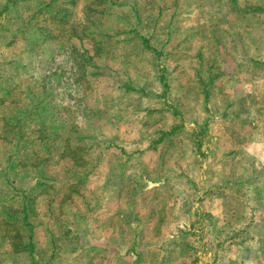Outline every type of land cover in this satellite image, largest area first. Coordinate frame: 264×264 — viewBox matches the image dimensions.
Segmentation results:
<instances>
[{
    "label": "rangeland",
    "instance_id": "1",
    "mask_svg": "<svg viewBox=\"0 0 264 264\" xmlns=\"http://www.w3.org/2000/svg\"><path fill=\"white\" fill-rule=\"evenodd\" d=\"M71 1L0 0V167L23 189L0 187V235L28 224L34 234L32 261L0 237V264H118L144 246L155 255L159 199L171 211L164 197L180 191L197 221L185 234L193 264H264V13L243 11L264 0ZM203 37L224 41L226 55L203 50L197 70ZM174 173L191 182L158 186ZM199 204L232 210L233 228Z\"/></svg>",
    "mask_w": 264,
    "mask_h": 264
},
{
    "label": "crops",
    "instance_id": "2",
    "mask_svg": "<svg viewBox=\"0 0 264 264\" xmlns=\"http://www.w3.org/2000/svg\"><path fill=\"white\" fill-rule=\"evenodd\" d=\"M236 24H238L239 27H242L241 24V18L238 17ZM234 25V24H233ZM238 32V33H237ZM237 32L234 33V36H239V39H243L242 36L240 35L241 33L237 30ZM256 32L259 33L258 37H262V27L258 25V27H256ZM257 43H255V47H257ZM263 45L262 44V40L259 43V47ZM226 70H220V73H225ZM210 81H208L207 83H209ZM209 86V85H208ZM226 111L225 109L222 110L221 114ZM255 116V115H254ZM255 119V118H253ZM226 134H228L226 132ZM241 136V135H240ZM240 136L238 138H240ZM242 137H244L242 135ZM207 152V151H206ZM207 156V154H206ZM181 173V172H180ZM182 175V174H181ZM179 174H173V175H169V176H163V177H159L157 184L158 186H163L164 184L168 186H176V188H178L179 186H183L185 185L184 183L191 182V179H184V178H179L178 177ZM179 178V179H178ZM187 200V202H190L189 200V196H186L182 191H180V193L178 192L177 194H172V195H168L166 197H164V202H171L174 203L173 206H170V208H174L171 211H167V208L169 207V205H167V203L161 205L160 203H162L161 201H163V199H159V205L158 208L161 211H158L156 213V215H154L153 217H155L154 223L149 227V234H148V238L152 239L153 241H155L156 243H158V250L156 251L155 255H152L149 252V249L145 246L141 249V252L137 254L132 253L130 249L132 248H125L123 249L124 253L123 255H118V264H193V262L190 260L191 257L189 258L188 255L189 253H187V250H189L188 247V240H186L185 234L186 232L190 229L193 228L195 225H197V221L194 222L193 220L189 221V219H185V215H186V209L184 208V202ZM121 201V200H120ZM118 201V203L120 202ZM260 202L262 201L259 200ZM177 204V205H176ZM160 206V207H159ZM196 206H198V204L196 203ZM210 206H212L210 208ZM205 207H208L207 205L201 206L199 204V208H200V216L202 217V215H205L209 220H213L216 219V217H221L222 220V225L223 228L225 227V229H229L233 228V227H227L224 225V219L223 216L226 215L227 212L229 211H225L223 210L221 213L220 211H218L219 213L216 212V209H213V205L209 204V208L207 209ZM156 207H153V209L150 207L148 210V213L145 211V214H147V218L148 220L150 219V213L153 215L154 210ZM197 208V207H195ZM159 213V215L157 216V214ZM216 214V215H214ZM149 215V216H148ZM132 216V213L129 215ZM226 218V217H225ZM243 217H241L238 221V223L240 224V222H243ZM229 221V219H226V222ZM144 224H149L150 222H143ZM165 223H168L165 227L163 226ZM229 224V222H228ZM208 225V224H205ZM204 225V226H205ZM230 226V225H229ZM222 228V229H223ZM211 229H214L212 227H210V231ZM240 230V229H239ZM165 231V233L163 232ZM132 235H138L140 234V231L138 230H133L131 231ZM188 234V233H187ZM216 236V235H213ZM135 238V237H134ZM210 240L209 237H206V242ZM212 240V239H211ZM210 240V242H211ZM116 250H119L118 247H116V245H114ZM239 243H233L231 249L235 250L236 248H239ZM117 252H115L114 254H116ZM140 254V255H139ZM116 256V255H115Z\"/></svg>",
    "mask_w": 264,
    "mask_h": 264
},
{
    "label": "trees",
    "instance_id": "3",
    "mask_svg": "<svg viewBox=\"0 0 264 264\" xmlns=\"http://www.w3.org/2000/svg\"><path fill=\"white\" fill-rule=\"evenodd\" d=\"M75 0H72L71 3H74ZM108 1V0H106ZM232 2H234L235 0H231ZM105 0H95L92 3L99 8H102L103 6H105L104 4ZM90 4L85 5L84 6V10L86 15H89V12H94L95 10L93 9L94 7H91V1L89 2ZM104 4L102 7H100V5ZM237 7V6H235ZM173 8H175V6H173ZM237 10V9H236ZM244 12L248 13V12H257L258 14H263L264 13V9L262 6L259 5H247L246 9H243ZM240 12V10H239ZM158 15V13H157ZM149 21H151L152 23V27H151V32H149L148 34H146V36H144L145 34L141 33V34H137V37H139L140 43L142 44H149V35H151L154 31V27H155V22L156 19L149 17ZM259 26L262 27V31H264V19H262L259 24ZM134 26H138L137 23H134ZM136 35V34H135ZM211 35V34H210ZM241 35V34H240ZM204 40L202 42V44H204L203 47L199 46V48L196 51V57L198 59L197 61V65L195 67V69L197 68V70H200L201 68V58H202V51L205 50L207 52V56L208 54L210 55V57H212V52L214 51L217 55H226L225 51L223 50V47L226 45L224 41H222L220 44L215 45L214 47L212 46H208L207 47V38L203 37ZM201 47V48H200ZM156 52V50L154 51V53ZM214 53V54H215ZM224 61V60H223ZM215 66L213 64V62H209L208 66L211 67ZM208 66H207V73H208V81H212L214 76H210V72L211 70H208ZM218 66V65H217ZM220 68V67H219ZM223 73H219L217 74V76L222 75ZM204 88V87H203ZM204 91V90H202ZM18 128V127H17ZM18 131V129L16 130ZM11 132V130L9 131L7 128L4 129V133L6 134V136ZM13 135V134H12ZM2 136H4L3 139H5V135L2 134ZM66 146V145H65ZM71 152L74 154L76 151L75 150H71ZM18 174H13L10 173L9 171H7L5 168L0 167V178L2 177V181L0 179V187H8L12 192L13 191H17V190H21L23 191V189H21L18 184H17V178ZM7 222H9L7 219L0 217V223H4V224H8ZM33 226L31 224H28V228L22 231H19L18 229H5L3 230V232L1 233L0 237L1 239L4 241H6V245L7 248H9L10 252L14 255L16 254H21V253H27L29 255V260H33V251H34V234L32 232ZM105 245L102 246V249H109L111 251L112 254H114L117 250L115 248L114 245H111L109 243H104Z\"/></svg>",
    "mask_w": 264,
    "mask_h": 264
}]
</instances>
